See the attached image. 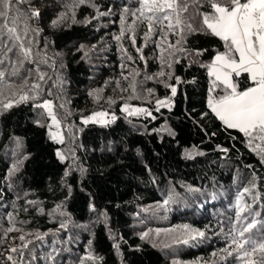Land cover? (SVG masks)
Listing matches in <instances>:
<instances>
[{"label": "trees", "instance_id": "trees-1", "mask_svg": "<svg viewBox=\"0 0 264 264\" xmlns=\"http://www.w3.org/2000/svg\"><path fill=\"white\" fill-rule=\"evenodd\" d=\"M75 3L30 0L17 6L40 12L17 25L37 62H25L31 75L22 71L29 85L40 84L35 102H52L64 143L50 138L51 119L34 101L15 103L19 96L11 91L23 81L9 77L17 88L5 90L14 106L0 112V264H81L89 253L96 259L83 264H246L233 240L259 243L264 235V141L249 144L207 106L212 78L201 65L225 50L223 42L190 34L186 51L175 59L165 52L162 64L156 44L144 40L146 24L128 30L130 15L121 24L123 8L137 7L136 0ZM177 39L170 35L167 42ZM161 71L164 76L157 75ZM234 82L238 90L250 86L246 73ZM99 111L108 123L83 122ZM239 208L245 211L238 218ZM249 223L255 227L241 236ZM185 224L189 230L179 227ZM8 227L17 230L6 233ZM143 233L148 235L141 238Z\"/></svg>", "mask_w": 264, "mask_h": 264}, {"label": "snow or ice", "instance_id": "snow-or-ice-1", "mask_svg": "<svg viewBox=\"0 0 264 264\" xmlns=\"http://www.w3.org/2000/svg\"><path fill=\"white\" fill-rule=\"evenodd\" d=\"M84 3L86 0H76L73 7ZM136 3L138 6L135 8H123L120 17L121 24L122 26L125 24L129 15L134 19L133 24L127 26L128 30L135 32L136 27L146 24L147 30L144 33V40L156 44L161 53L159 58L162 64L165 63V52L169 58L175 59L176 52L186 51L183 45L190 34L212 35L223 42L225 50L217 52L210 63L201 65L206 67L208 76L212 78L207 106L226 128L236 129L248 138L249 144L257 139L264 141V0H136ZM22 4H30V0H0V19L3 20V23H0V66H4L0 67V112L7 111L14 106L13 100L5 96V90L11 91L17 88V85L9 77H18L23 81L18 91H11L12 96H19L18 100L15 101L16 104L29 100L38 101L42 91L39 83L29 85L27 77L23 75V71H27L29 75L32 72V70L25 69V62H37L32 58L31 48L22 42L17 27L22 19L39 17L40 12L31 7L22 12L17 7ZM29 12L30 16L28 15ZM110 12L111 9L108 13L99 14L108 15ZM64 18V14L61 13L60 19L63 20ZM57 22L53 21V24ZM194 22L197 23L194 24ZM125 30L122 27L120 35L116 36L115 39L119 41L124 36ZM33 31L38 30L33 29ZM26 33L27 25H25ZM170 35L178 37L175 43L167 42ZM5 36L8 38V43L2 39ZM153 36H159V42L152 40ZM31 43L32 41H29V44ZM132 44L133 46L136 45L135 36L132 38ZM136 50L139 53L143 51L142 48ZM9 53H12L16 59L13 60L9 57ZM125 54L127 55V53ZM200 54L199 52L196 53V55ZM127 58L133 59L130 55ZM5 59L8 60L7 66H5ZM140 59L144 60L145 57L141 55ZM167 66L170 68L172 64L168 63ZM36 71L38 81H44V74L40 73L38 68ZM242 73L247 74L250 86L244 90H238L234 78L240 77ZM157 75L164 76L165 73L161 71ZM168 75L171 77V73ZM176 80L179 82L178 77ZM131 86L135 89V83ZM165 86L168 87L169 85L166 84ZM218 89L222 94L213 95V93H217ZM149 91L151 92V90ZM171 93L172 96L176 95V87H171ZM92 94L90 93V95ZM156 103L163 107L167 101L157 100ZM33 107L43 109L50 117L51 124L48 125L50 138L57 143H64V137L59 132L60 121L53 112L52 102L45 99L42 102L33 103ZM123 110H127V106ZM143 111V109L136 110V112ZM106 115L103 111L96 112L83 122L85 124L90 121L108 123V121L103 120ZM112 119L114 120L115 117ZM54 126L57 129L55 132L51 131ZM260 152L264 154V148H260ZM56 155L61 161L65 159V155L60 151H57ZM14 170L15 165L12 171ZM67 175L66 172L65 176ZM167 203L168 200H165L164 204ZM243 211H245L244 208H239L237 211L238 218ZM11 220L12 217L9 214V221L11 222ZM63 226L62 224L61 227ZM179 227L189 230V226L186 224ZM254 227L255 223H249L240 235L243 236L245 232H250ZM16 230L14 227H8L5 232L9 233ZM160 231L161 229H156V234L159 235ZM163 231L174 230L165 229ZM147 235L148 233H143L141 238ZM197 235L204 236V233L198 232ZM19 239L23 241L25 237L21 235ZM183 242L187 243V240ZM233 243L237 250H243V257H248L246 264H264V235H262L259 243L251 239L244 242L233 240ZM248 243L253 245L251 251L244 250L245 244ZM27 246V244L23 245L25 248ZM114 247L118 248V245H114ZM10 251L17 252L18 249L11 248ZM256 254H259L258 260L253 259ZM20 255L23 256V252ZM7 259L12 260L13 258L8 256ZM84 259L94 260L96 258L89 253L87 257L81 259V264H83Z\"/></svg>", "mask_w": 264, "mask_h": 264}, {"label": "rangeland", "instance_id": "rangeland-1", "mask_svg": "<svg viewBox=\"0 0 264 264\" xmlns=\"http://www.w3.org/2000/svg\"><path fill=\"white\" fill-rule=\"evenodd\" d=\"M136 109H138V108H136ZM100 112V111H99ZM93 116V114H91L90 116H88V117H92ZM88 117H86V118H83V120H85V119H87ZM110 117H108L107 115L103 118V120H105V121H107L108 119H109ZM97 120L99 119V118H96Z\"/></svg>", "mask_w": 264, "mask_h": 264}]
</instances>
